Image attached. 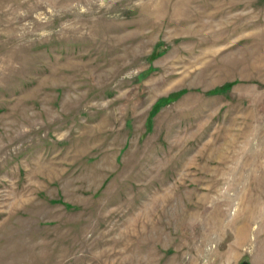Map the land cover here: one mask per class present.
<instances>
[{
  "label": "rangeland",
  "instance_id": "obj_1",
  "mask_svg": "<svg viewBox=\"0 0 264 264\" xmlns=\"http://www.w3.org/2000/svg\"><path fill=\"white\" fill-rule=\"evenodd\" d=\"M0 264H264V0H0Z\"/></svg>",
  "mask_w": 264,
  "mask_h": 264
}]
</instances>
